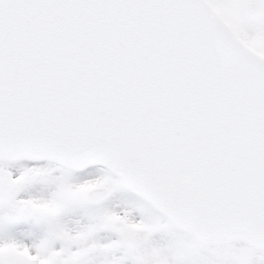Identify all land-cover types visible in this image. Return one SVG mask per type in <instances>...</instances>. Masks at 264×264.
Returning a JSON list of instances; mask_svg holds the SVG:
<instances>
[{
	"label": "snow or ice",
	"instance_id": "snow-or-ice-1",
	"mask_svg": "<svg viewBox=\"0 0 264 264\" xmlns=\"http://www.w3.org/2000/svg\"><path fill=\"white\" fill-rule=\"evenodd\" d=\"M0 264H264V0H0Z\"/></svg>",
	"mask_w": 264,
	"mask_h": 264
}]
</instances>
